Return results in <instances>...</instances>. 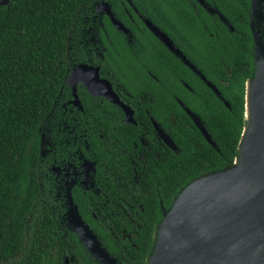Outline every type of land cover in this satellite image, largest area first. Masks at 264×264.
<instances>
[{
	"label": "flooded vegetation",
	"instance_id": "af4514ba",
	"mask_svg": "<svg viewBox=\"0 0 264 264\" xmlns=\"http://www.w3.org/2000/svg\"><path fill=\"white\" fill-rule=\"evenodd\" d=\"M80 12L59 96L38 130V192L47 196L62 244L80 240L69 211L74 206L108 254L124 264L142 244L144 201L156 197L160 213L162 196H172L169 180L179 170L161 171L183 151L177 117L188 116L205 139L207 147L197 144V162L211 147L218 150L194 102L205 89L225 99L211 79L213 69L217 82L236 68L252 70V32L264 44V1L253 12L250 0H88ZM80 63L79 77L68 82ZM109 89L115 99L100 92ZM218 156L225 159L221 151ZM207 164L209 158L197 164V173ZM64 251L63 264H75L74 253Z\"/></svg>",
	"mask_w": 264,
	"mask_h": 264
},
{
	"label": "trees",
	"instance_id": "16d2710c",
	"mask_svg": "<svg viewBox=\"0 0 264 264\" xmlns=\"http://www.w3.org/2000/svg\"><path fill=\"white\" fill-rule=\"evenodd\" d=\"M87 1L8 0L0 4V264H63L62 254L68 252L65 248L77 257L75 264H100L75 236L68 245L62 244L55 220L45 206L47 196L38 192L34 169L38 130L59 96L67 72L71 37ZM244 31L248 45L249 30ZM252 70L236 68L225 77L226 82H217L218 70H212L211 79L229 106L211 90L200 91L194 108L218 146V150L211 147L209 153L199 158L200 162L196 160L200 149L197 144L202 142L207 147L205 139L188 116L177 117L183 151L161 171L179 170L178 178L173 173L176 178L169 180L174 184L172 196H162L165 209L182 185L201 174L195 170L197 164L209 158V171L233 160L245 122V78ZM219 151L224 160H219ZM167 182L164 178L163 184ZM147 199L146 219L139 228L142 244L132 252L137 257L124 264H145L150 251L154 227L163 211L156 210V197Z\"/></svg>",
	"mask_w": 264,
	"mask_h": 264
},
{
	"label": "water",
	"instance_id": "95a60500",
	"mask_svg": "<svg viewBox=\"0 0 264 264\" xmlns=\"http://www.w3.org/2000/svg\"><path fill=\"white\" fill-rule=\"evenodd\" d=\"M263 1L250 0L252 11ZM252 34L254 64L245 81V122L236 154L230 163L190 178L177 190L154 227L145 264H264V44ZM82 65L72 68L68 82L79 77ZM86 84L91 89L92 81ZM100 92L115 99L111 90ZM188 113L213 142L198 116ZM72 213V227L88 253L100 264H118L74 206Z\"/></svg>",
	"mask_w": 264,
	"mask_h": 264
},
{
	"label": "rangeland",
	"instance_id": "374dc122",
	"mask_svg": "<svg viewBox=\"0 0 264 264\" xmlns=\"http://www.w3.org/2000/svg\"><path fill=\"white\" fill-rule=\"evenodd\" d=\"M69 211H70V214H71V215H72V217H73L72 209H70Z\"/></svg>",
	"mask_w": 264,
	"mask_h": 264
}]
</instances>
